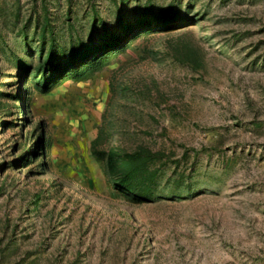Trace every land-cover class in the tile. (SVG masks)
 I'll return each mask as SVG.
<instances>
[{
  "label": "rangeland",
  "instance_id": "374dc122",
  "mask_svg": "<svg viewBox=\"0 0 264 264\" xmlns=\"http://www.w3.org/2000/svg\"><path fill=\"white\" fill-rule=\"evenodd\" d=\"M147 12L169 29L14 99L40 49ZM74 106L88 137L71 171L56 148ZM97 137L160 153L151 199L112 189ZM38 138L46 169L24 156ZM0 264H264V0H0Z\"/></svg>",
  "mask_w": 264,
  "mask_h": 264
},
{
  "label": "trees",
  "instance_id": "16d2710c",
  "mask_svg": "<svg viewBox=\"0 0 264 264\" xmlns=\"http://www.w3.org/2000/svg\"><path fill=\"white\" fill-rule=\"evenodd\" d=\"M150 15V12L141 13L136 22L127 21L125 24H120L116 30L110 29L106 21L100 20L101 30L94 17L86 42L82 38L74 42L71 38L66 48H58L52 44L46 56L43 49H40L36 63L23 80L26 84L32 71H35L32 87L28 84L24 87L20 86V90L14 94V99L22 103L25 96L29 97L32 90L44 94L65 81L89 80L102 70L110 55L124 52L138 37L169 29L164 21L146 24L150 21L148 19ZM155 26L162 30H156ZM44 37L42 32V39ZM99 140V137L92 140L90 150L92 155L102 162L103 172L112 189L133 202L139 203L151 199L155 175L150 167L151 162L160 157V153L152 152L143 145H138L132 151L113 147L103 149L98 145ZM40 141L39 138L34 141L35 144L25 151L24 156L28 159L35 154L34 161L39 160L37 165L46 169L49 167L50 160L44 148L38 150ZM28 161V163L34 162Z\"/></svg>",
  "mask_w": 264,
  "mask_h": 264
},
{
  "label": "crops",
  "instance_id": "0c3cea01",
  "mask_svg": "<svg viewBox=\"0 0 264 264\" xmlns=\"http://www.w3.org/2000/svg\"><path fill=\"white\" fill-rule=\"evenodd\" d=\"M78 82H74V81H65L63 85H65L63 88H68L71 89L73 87H75ZM68 95V94H67ZM71 95V94H69ZM68 95V97H65L66 99L69 98L70 96ZM58 104H53V106H57ZM53 107V108H54ZM77 109L76 106H74V108H72V110L70 112L74 113V116H71L70 118H67V120H65V122L63 121V127H62V131L60 130V133L63 134V136L58 140V148H56V152L59 155V159L57 161L58 163V167L63 168V169H67L69 168L68 166V159H70V161L72 160H79L78 162H83L84 161V156H79L80 155V151L81 148L83 149V146H85L84 140L87 139L88 137V132L85 128L84 125V119L80 118L78 120V114H75V110ZM79 126V129L76 130L77 132V138L76 139H68V137H66L64 135V130L66 128H71L73 126ZM79 131H81V133H78ZM55 145V144H54ZM85 148V147H84ZM58 150V151H57ZM68 163V164H67ZM73 163V162H72ZM75 167V168H74ZM73 168H69V170L74 171L76 168H78V166H74Z\"/></svg>",
  "mask_w": 264,
  "mask_h": 264
}]
</instances>
